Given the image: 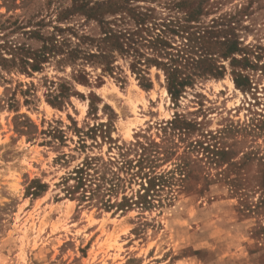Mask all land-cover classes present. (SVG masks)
<instances>
[{
    "label": "rangeland",
    "instance_id": "rangeland-1",
    "mask_svg": "<svg viewBox=\"0 0 264 264\" xmlns=\"http://www.w3.org/2000/svg\"><path fill=\"white\" fill-rule=\"evenodd\" d=\"M181 1L201 15L176 43L206 53L199 75L221 65V77H197L173 100L161 69L148 70L146 88L129 58L83 53H95L101 20L175 16ZM226 39L254 62L249 87H236L221 58ZM0 44L8 59L16 46L41 63L30 75L17 64L0 72V264H264V0H0ZM176 116L196 129L165 131ZM99 126L108 137L86 135ZM147 141L174 153L157 164L167 180L151 206L64 196L62 178L86 157Z\"/></svg>",
    "mask_w": 264,
    "mask_h": 264
},
{
    "label": "trees",
    "instance_id": "trees-1",
    "mask_svg": "<svg viewBox=\"0 0 264 264\" xmlns=\"http://www.w3.org/2000/svg\"><path fill=\"white\" fill-rule=\"evenodd\" d=\"M190 3L173 2L170 9L176 10V15L165 18L155 17L149 10L145 14L135 13L136 11L130 13L133 15L131 21L118 18L112 22L101 20L102 37L99 44L95 45V53L85 51L83 53L90 58L101 60L114 61L115 54L129 58L131 71L142 80H146L142 85L146 88L150 85L145 77L148 70L151 67L161 69L165 74L169 96L173 100L178 99L186 87L193 85L197 77L204 74L221 77L224 71L223 66L212 65L211 68L208 66L203 69L199 75L198 71H195L196 65L205 61L206 53L201 52L195 57L190 52L182 50L181 45L176 43L177 39L182 43V40H185L184 36L192 37L194 31L199 29L201 9L196 8L193 11L186 9ZM86 40L90 42L89 39ZM224 42L226 45L221 58H229L230 65L234 68L233 81L236 87L242 89L249 87L250 79L246 71L250 67H255L254 62L249 59L248 53L239 47L236 39H226ZM8 50L12 52L9 59L3 55L0 44V72L9 65H11L9 68L14 67L15 64L27 75L41 69V63L36 62V58L40 57L35 58L32 55L31 58V52L28 50L24 55L17 53L19 49L16 46L8 47ZM45 55L44 53L42 58H45ZM110 65L111 63L107 61L104 67L110 69ZM60 87L62 94L68 92L64 85ZM196 125L194 121L176 116L166 122L164 129L173 134L178 131L180 135L185 136L195 130ZM96 133H99L101 138L109 136L107 128L102 130V126L89 129L86 135L95 136ZM166 141L169 142L168 139ZM80 145L83 146L84 143ZM194 145L202 147L199 141ZM173 154L168 148H162L160 143L147 141L136 142L131 147L121 149L116 156L105 160L101 157H86L62 178L60 182L62 191L65 197L100 205L106 210L112 208L123 210L133 206L145 209L152 205L151 197L159 192L167 180L163 173L156 172L158 162L163 158L167 160ZM212 154L216 155L213 151ZM133 184L139 186L135 191L132 189Z\"/></svg>",
    "mask_w": 264,
    "mask_h": 264
},
{
    "label": "bare ground",
    "instance_id": "bare-ground-1",
    "mask_svg": "<svg viewBox=\"0 0 264 264\" xmlns=\"http://www.w3.org/2000/svg\"><path fill=\"white\" fill-rule=\"evenodd\" d=\"M125 132H126V135H128L130 130L127 128Z\"/></svg>",
    "mask_w": 264,
    "mask_h": 264
}]
</instances>
